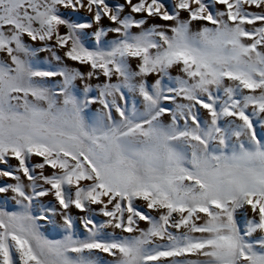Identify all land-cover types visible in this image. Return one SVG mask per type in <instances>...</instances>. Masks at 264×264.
<instances>
[{"label":"snow or ice","instance_id":"1","mask_svg":"<svg viewBox=\"0 0 264 264\" xmlns=\"http://www.w3.org/2000/svg\"><path fill=\"white\" fill-rule=\"evenodd\" d=\"M0 264H264V0H0Z\"/></svg>","mask_w":264,"mask_h":264},{"label":"rangeland","instance_id":"2","mask_svg":"<svg viewBox=\"0 0 264 264\" xmlns=\"http://www.w3.org/2000/svg\"><path fill=\"white\" fill-rule=\"evenodd\" d=\"M58 238V237H57Z\"/></svg>","mask_w":264,"mask_h":264}]
</instances>
